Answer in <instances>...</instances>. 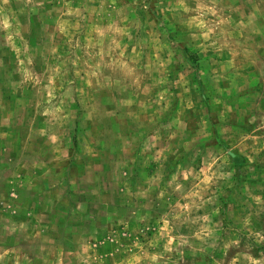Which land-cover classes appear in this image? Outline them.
I'll use <instances>...</instances> for the list:
<instances>
[{
    "label": "rangeland",
    "instance_id": "374dc122",
    "mask_svg": "<svg viewBox=\"0 0 264 264\" xmlns=\"http://www.w3.org/2000/svg\"><path fill=\"white\" fill-rule=\"evenodd\" d=\"M0 264H264V0H0Z\"/></svg>",
    "mask_w": 264,
    "mask_h": 264
}]
</instances>
